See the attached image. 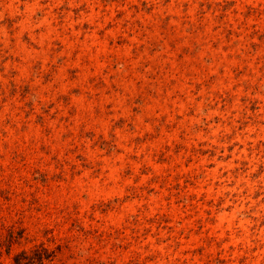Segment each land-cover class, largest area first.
Segmentation results:
<instances>
[{
  "label": "clouds",
  "instance_id": "1",
  "mask_svg": "<svg viewBox=\"0 0 264 264\" xmlns=\"http://www.w3.org/2000/svg\"><path fill=\"white\" fill-rule=\"evenodd\" d=\"M261 36L264 0H0V193L30 177L84 237L49 259L97 232L94 264H193V237L261 264Z\"/></svg>",
  "mask_w": 264,
  "mask_h": 264
},
{
  "label": "rangeland",
  "instance_id": "2",
  "mask_svg": "<svg viewBox=\"0 0 264 264\" xmlns=\"http://www.w3.org/2000/svg\"><path fill=\"white\" fill-rule=\"evenodd\" d=\"M264 42V36L260 37ZM26 103V100L23 101ZM163 165H154L161 167ZM29 180L34 187L24 185V195H16L9 190V194L0 199V264H14V257L24 252L26 255L38 256L33 259L31 264H59L61 257H53L49 259L51 253L49 250H63L62 255L66 257L70 251L75 253L79 244L83 243L84 237L73 243L78 235L74 230H70L73 220L78 219L67 212L61 211L64 207L59 201L57 195H44L49 191V188L40 185L36 181ZM3 187V185H0ZM55 184H51V188L55 190ZM60 224L58 227L56 223ZM94 228L105 231L106 227L101 225H93ZM97 238L99 233L94 232L87 237V240L92 243L93 250L89 257L90 264H94L96 253L99 249ZM189 245L195 248L196 253L192 256L193 264H230L227 253L217 255L215 246H202L196 237L189 241ZM72 264H81L79 260L73 261ZM255 264V261H253ZM264 264V260L261 261Z\"/></svg>",
  "mask_w": 264,
  "mask_h": 264
},
{
  "label": "trees",
  "instance_id": "3",
  "mask_svg": "<svg viewBox=\"0 0 264 264\" xmlns=\"http://www.w3.org/2000/svg\"><path fill=\"white\" fill-rule=\"evenodd\" d=\"M34 258L37 259L38 262H40L38 256L36 257V255H34ZM34 258L32 255L28 256L24 252H21L14 257V264H20L21 260H26L28 264H31Z\"/></svg>",
  "mask_w": 264,
  "mask_h": 264
}]
</instances>
